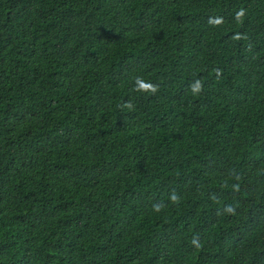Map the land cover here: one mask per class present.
Returning <instances> with one entry per match:
<instances>
[{
    "label": "trees",
    "instance_id": "trees-1",
    "mask_svg": "<svg viewBox=\"0 0 264 264\" xmlns=\"http://www.w3.org/2000/svg\"><path fill=\"white\" fill-rule=\"evenodd\" d=\"M0 264H264V0H0Z\"/></svg>",
    "mask_w": 264,
    "mask_h": 264
},
{
    "label": "clouds",
    "instance_id": "clouds-1",
    "mask_svg": "<svg viewBox=\"0 0 264 264\" xmlns=\"http://www.w3.org/2000/svg\"><path fill=\"white\" fill-rule=\"evenodd\" d=\"M137 81L142 82V78L138 77ZM200 88H201V85L199 84V82H197L196 85L193 87V91L198 92ZM146 90L151 91L154 94L158 90V86L154 84H149ZM128 106L131 107V105H128Z\"/></svg>",
    "mask_w": 264,
    "mask_h": 264
}]
</instances>
